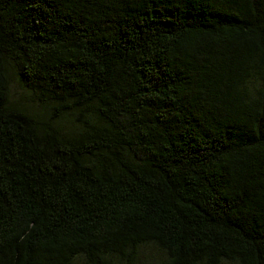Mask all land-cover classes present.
I'll return each mask as SVG.
<instances>
[{
	"label": "trees",
	"instance_id": "16d2710c",
	"mask_svg": "<svg viewBox=\"0 0 264 264\" xmlns=\"http://www.w3.org/2000/svg\"><path fill=\"white\" fill-rule=\"evenodd\" d=\"M0 264H264V0H0Z\"/></svg>",
	"mask_w": 264,
	"mask_h": 264
},
{
	"label": "rangeland",
	"instance_id": "374dc122",
	"mask_svg": "<svg viewBox=\"0 0 264 264\" xmlns=\"http://www.w3.org/2000/svg\"><path fill=\"white\" fill-rule=\"evenodd\" d=\"M11 101L19 105L20 107L24 108L28 112H30V114L41 115V116H46V117H49L52 115V113L48 111V109H46L45 107L37 105L36 103L32 102L28 94L22 91L19 88L18 83H15L14 81H12V86H11ZM62 123L65 124L66 122L63 121ZM66 127H69V126L66 124ZM147 249L148 248L144 249L143 251V254L146 257H147V254H146ZM148 254H151L154 260L155 258L158 257V255H156V252L154 251L148 252Z\"/></svg>",
	"mask_w": 264,
	"mask_h": 264
}]
</instances>
